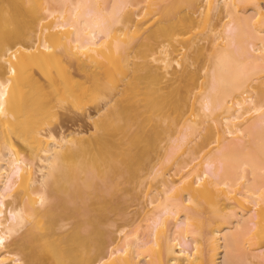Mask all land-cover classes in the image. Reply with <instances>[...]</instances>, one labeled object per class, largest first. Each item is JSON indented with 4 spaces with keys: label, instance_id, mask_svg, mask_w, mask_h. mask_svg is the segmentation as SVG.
Segmentation results:
<instances>
[{
    "label": "bare ground",
    "instance_id": "6f19581e",
    "mask_svg": "<svg viewBox=\"0 0 264 264\" xmlns=\"http://www.w3.org/2000/svg\"><path fill=\"white\" fill-rule=\"evenodd\" d=\"M0 264H264V0H0Z\"/></svg>",
    "mask_w": 264,
    "mask_h": 264
},
{
    "label": "rangeland",
    "instance_id": "374dc122",
    "mask_svg": "<svg viewBox=\"0 0 264 264\" xmlns=\"http://www.w3.org/2000/svg\"><path fill=\"white\" fill-rule=\"evenodd\" d=\"M94 109L95 108L92 104H88L85 105L81 110H67V112H64L61 116H59V119L56 120V122H52L50 128L55 134L60 132H67L75 128L89 133L90 130L88 129L89 127L91 128V125H89L90 123L88 122V119H86V115L93 114ZM125 188V192L119 193L121 194L120 200L122 209L118 212H109L107 214L109 221L107 222L108 225L106 228L114 230L118 226L120 227V225L125 224L129 229V227H131V219L135 217L136 211H139V209L143 206L145 207V198L142 197V195L139 193L142 187H135V183H132L125 184ZM127 223H129L130 225H128ZM133 225L134 224H132V226Z\"/></svg>",
    "mask_w": 264,
    "mask_h": 264
}]
</instances>
